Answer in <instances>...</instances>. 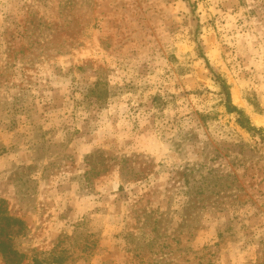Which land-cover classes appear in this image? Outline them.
<instances>
[{
	"label": "rangeland",
	"instance_id": "1",
	"mask_svg": "<svg viewBox=\"0 0 264 264\" xmlns=\"http://www.w3.org/2000/svg\"><path fill=\"white\" fill-rule=\"evenodd\" d=\"M0 264H264V0H0Z\"/></svg>",
	"mask_w": 264,
	"mask_h": 264
},
{
	"label": "trees",
	"instance_id": "2",
	"mask_svg": "<svg viewBox=\"0 0 264 264\" xmlns=\"http://www.w3.org/2000/svg\"><path fill=\"white\" fill-rule=\"evenodd\" d=\"M222 86H224V85H222ZM90 93L93 94L98 101H101V99H103L107 95V89H105L103 87V85H101L100 83H96L94 88L90 91ZM226 96H227L226 97L227 101L229 102V98H230L229 94H227ZM227 111L229 113H235L237 115L236 121L241 128L245 129L248 132L255 130L251 126L248 117L243 113V111L236 109L234 106H232L229 103L227 105ZM9 220L16 222V220L8 218L7 221H9Z\"/></svg>",
	"mask_w": 264,
	"mask_h": 264
}]
</instances>
